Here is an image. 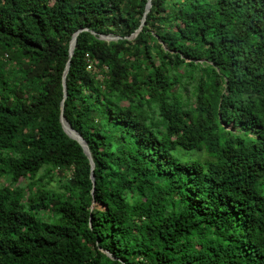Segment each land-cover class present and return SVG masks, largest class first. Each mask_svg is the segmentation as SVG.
<instances>
[{
    "label": "trees",
    "instance_id": "trees-1",
    "mask_svg": "<svg viewBox=\"0 0 264 264\" xmlns=\"http://www.w3.org/2000/svg\"><path fill=\"white\" fill-rule=\"evenodd\" d=\"M0 264H264V0H0Z\"/></svg>",
    "mask_w": 264,
    "mask_h": 264
},
{
    "label": "water",
    "instance_id": "water-1",
    "mask_svg": "<svg viewBox=\"0 0 264 264\" xmlns=\"http://www.w3.org/2000/svg\"><path fill=\"white\" fill-rule=\"evenodd\" d=\"M151 5H152L151 2H149L148 5H147L145 14H144V18H143L142 24H141L140 28L137 30L136 34H134V36L137 35L141 31L142 26L145 24L146 17H147V14H148V12H149V10L151 8ZM83 30L84 29H80L73 36V39L71 41L70 57H72V55L74 53V48H75L76 43H77V36ZM100 38L104 39V40H107V41H112V40L119 39V37H117V36L115 37V36H111V35H100ZM69 66H70V61L68 62L67 66H66V69H65V72H64V76H63V88H64V97L65 98H67V94H68V92H67V84H66V76H67V73H68V70H69ZM61 123H62L63 129L67 133V135L69 137H71L72 139L76 140L77 142H79L80 145L83 147L84 152L87 155V157H88V159L90 160V163H91V169H92L91 170V178H92L93 183L95 184V176H94L95 162L93 160V156H92V153H91V150L89 148V145H88L87 141L81 136V134L77 130H75L72 127L70 122L65 118V116L63 114L61 115Z\"/></svg>",
    "mask_w": 264,
    "mask_h": 264
},
{
    "label": "rangeland",
    "instance_id": "rangeland-1",
    "mask_svg": "<svg viewBox=\"0 0 264 264\" xmlns=\"http://www.w3.org/2000/svg\"><path fill=\"white\" fill-rule=\"evenodd\" d=\"M205 159H209V157H205ZM55 178L58 179V180H56V181H54V182H51V185H48V186L59 187L60 183H63V182L65 181L64 178L59 177V176H57V177H55ZM47 181H49V180H46L44 183H46ZM49 182H50V181H49Z\"/></svg>",
    "mask_w": 264,
    "mask_h": 264
}]
</instances>
